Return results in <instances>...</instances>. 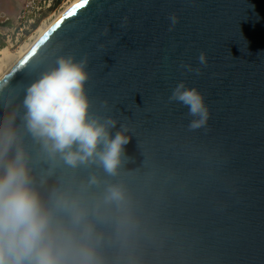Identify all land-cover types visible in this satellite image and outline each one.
Returning <instances> with one entry per match:
<instances>
[{
	"label": "water",
	"instance_id": "95a60500",
	"mask_svg": "<svg viewBox=\"0 0 264 264\" xmlns=\"http://www.w3.org/2000/svg\"><path fill=\"white\" fill-rule=\"evenodd\" d=\"M84 2L0 82V114L22 115L24 89L58 56L87 57L91 112L131 140L115 176L62 162L44 175L49 164L25 137L41 195L92 201L105 185L124 189L132 223L118 236L103 226L105 264H264V0ZM182 81L206 98L203 128L189 129L170 99ZM92 176L100 184L82 187Z\"/></svg>",
	"mask_w": 264,
	"mask_h": 264
},
{
	"label": "clouds",
	"instance_id": "9594fccd",
	"mask_svg": "<svg viewBox=\"0 0 264 264\" xmlns=\"http://www.w3.org/2000/svg\"><path fill=\"white\" fill-rule=\"evenodd\" d=\"M198 59L203 65L207 58L201 53ZM87 64V57L58 56L53 68L24 89L22 115L16 108L0 114V264H105L103 226H112L118 236L132 223L118 184L105 185L92 201L63 189L45 199L24 146L25 137L39 146V159L49 164L44 175L60 162L71 168L93 164L109 176L118 174L131 137L123 125L113 133L115 118L91 112ZM170 99L187 109L189 129L207 125L210 110L198 88L182 81ZM99 184L92 176L82 187Z\"/></svg>",
	"mask_w": 264,
	"mask_h": 264
},
{
	"label": "built area",
	"instance_id": "2783aa9c",
	"mask_svg": "<svg viewBox=\"0 0 264 264\" xmlns=\"http://www.w3.org/2000/svg\"><path fill=\"white\" fill-rule=\"evenodd\" d=\"M72 0H24L22 11L14 21L13 33L4 34L6 48L18 47L30 40L39 27L62 10Z\"/></svg>",
	"mask_w": 264,
	"mask_h": 264
},
{
	"label": "rangeland",
	"instance_id": "374dc122",
	"mask_svg": "<svg viewBox=\"0 0 264 264\" xmlns=\"http://www.w3.org/2000/svg\"><path fill=\"white\" fill-rule=\"evenodd\" d=\"M75 1L76 0H72L62 10L57 12L54 17L48 20L45 24L41 25L38 31L33 35V37L30 40L22 42L18 47L8 48L10 53L17 56L21 50H24L27 46L35 42V39L40 35L41 30H43L47 26H50L56 20V18L60 16L61 14H63L64 11L67 8H69L72 5V3H74ZM23 4H24V0H0V13L5 14L9 18L8 20H4V21L2 18L0 19V44L1 42H4L6 40V37H5L6 34H11L15 30L16 25L14 21L16 20V18L22 11L21 9H22ZM4 44L5 46L3 48H0V51L6 48V43L4 42Z\"/></svg>",
	"mask_w": 264,
	"mask_h": 264
},
{
	"label": "bare ground",
	"instance_id": "6f19581e",
	"mask_svg": "<svg viewBox=\"0 0 264 264\" xmlns=\"http://www.w3.org/2000/svg\"><path fill=\"white\" fill-rule=\"evenodd\" d=\"M81 0H76L74 3H72V5L67 8L63 14H61L60 16H58L59 18L64 15L67 11H69L71 8H73L76 4H78ZM56 18V20L50 25L47 26L46 28H44L43 30H41L40 35L35 39V42H33L32 44L34 45L47 31L48 29L59 19ZM38 31V30H37ZM29 45L27 46L24 50H21L19 52V54L13 55L10 53V51L8 50V48H4L0 51V82L9 74V72L15 67V65L21 60V58L23 56H25V54L30 50V48L33 45Z\"/></svg>",
	"mask_w": 264,
	"mask_h": 264
},
{
	"label": "flooded vegetation",
	"instance_id": "af4514ba",
	"mask_svg": "<svg viewBox=\"0 0 264 264\" xmlns=\"http://www.w3.org/2000/svg\"><path fill=\"white\" fill-rule=\"evenodd\" d=\"M1 18L3 19V21L9 19L8 16H6V15L3 14V13H0V19H1Z\"/></svg>",
	"mask_w": 264,
	"mask_h": 264
},
{
	"label": "snow or ice",
	"instance_id": "6c2138e0",
	"mask_svg": "<svg viewBox=\"0 0 264 264\" xmlns=\"http://www.w3.org/2000/svg\"><path fill=\"white\" fill-rule=\"evenodd\" d=\"M88 0H85L84 4L79 5V7H84Z\"/></svg>",
	"mask_w": 264,
	"mask_h": 264
},
{
	"label": "trees",
	"instance_id": "16d2710c",
	"mask_svg": "<svg viewBox=\"0 0 264 264\" xmlns=\"http://www.w3.org/2000/svg\"><path fill=\"white\" fill-rule=\"evenodd\" d=\"M5 46L4 42H1L0 48H3Z\"/></svg>",
	"mask_w": 264,
	"mask_h": 264
}]
</instances>
